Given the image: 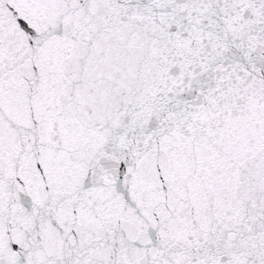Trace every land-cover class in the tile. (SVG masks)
<instances>
[{
	"label": "snow or ice",
	"instance_id": "1",
	"mask_svg": "<svg viewBox=\"0 0 264 264\" xmlns=\"http://www.w3.org/2000/svg\"><path fill=\"white\" fill-rule=\"evenodd\" d=\"M0 264H264V0H0Z\"/></svg>",
	"mask_w": 264,
	"mask_h": 264
}]
</instances>
